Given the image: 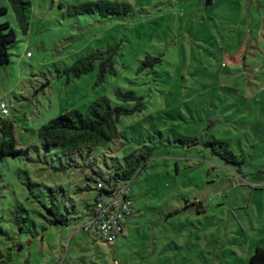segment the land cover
Returning <instances> with one entry per match:
<instances>
[{
  "label": "rangeland",
  "instance_id": "rangeland-1",
  "mask_svg": "<svg viewBox=\"0 0 264 264\" xmlns=\"http://www.w3.org/2000/svg\"><path fill=\"white\" fill-rule=\"evenodd\" d=\"M24 1L26 35L0 0L8 10L0 24L17 33L10 64L0 68V104L9 109L0 119H13L20 146L34 147L18 158L0 152V264H250L264 248V67L248 50L245 66L229 59L246 29L245 0ZM98 1L133 12L111 20L68 13ZM115 46V75L100 81L98 65L80 78L65 72ZM148 56L162 62L138 73ZM119 90L135 92L146 108L121 119L118 141L82 157L40 145L42 126L86 113L100 97L132 108L117 101ZM212 141L226 142L236 159L214 155L204 145ZM144 146L155 151L130 184L128 238L101 243L82 229L98 197L86 177L107 179ZM53 206L69 226L56 225Z\"/></svg>",
  "mask_w": 264,
  "mask_h": 264
},
{
  "label": "trees",
  "instance_id": "trees-1",
  "mask_svg": "<svg viewBox=\"0 0 264 264\" xmlns=\"http://www.w3.org/2000/svg\"><path fill=\"white\" fill-rule=\"evenodd\" d=\"M7 1L14 12L21 32L26 35L30 29L27 12L31 4L24 0ZM132 12L133 7L130 4L110 1L89 2L79 6L68 7V13L71 16L89 15L96 16L102 20L128 17ZM7 13V8L3 7L0 2V17L6 16ZM16 42L17 33L11 28L10 24H0V68L10 64V50ZM245 53L246 50L243 45L238 54L229 59L238 66H245ZM118 55V46L110 47L105 51H96L76 61L65 72L80 78L93 72L98 65V74L100 81H102L105 80L106 75L116 74L115 66ZM161 62V57L152 58L148 56L141 63L138 73L146 69H153ZM115 97L121 103H134V106L132 108L119 106L114 104L108 97H100L91 103L86 113L76 110L70 111L42 126L37 132L38 142L43 149L51 150L56 148L67 157H82L89 155L96 148L108 147L121 138L119 132L121 119L142 113L146 108L143 98L137 96L133 91L123 92L119 90L115 93ZM204 145L211 148L214 155L220 156L228 162L231 159H236L226 142L212 141L206 142ZM33 149L34 147L32 146L26 148L20 146L17 138L16 123L13 119H0V152L3 157H22L28 155ZM154 151V147L144 146V152L138 151L129 154L124 158V163H118L112 167L107 179L100 178L95 180L92 177H86L88 185L86 190L92 189L91 184L95 183L96 185L98 182H103L108 189H116L126 185L130 187L132 180L142 165L144 164L145 167V164L153 158ZM105 194H107V190L98 191V197L95 202ZM95 202L92 205H87L85 212L87 219L95 215ZM199 209H203L201 203L197 206V210ZM49 213L56 225H70V216L62 213L57 207L53 206L50 208ZM69 214L72 213L69 212ZM250 264H264L263 247L255 250L254 255L250 259Z\"/></svg>",
  "mask_w": 264,
  "mask_h": 264
},
{
  "label": "built area",
  "instance_id": "built-area-1",
  "mask_svg": "<svg viewBox=\"0 0 264 264\" xmlns=\"http://www.w3.org/2000/svg\"><path fill=\"white\" fill-rule=\"evenodd\" d=\"M0 109L3 116L9 115L6 103H1ZM95 188L107 190V194L95 202V215L87 219L82 229L94 235L99 242L113 245L124 233L125 223L133 214V203L128 193L130 187L108 189L103 182H98Z\"/></svg>",
  "mask_w": 264,
  "mask_h": 264
},
{
  "label": "crops",
  "instance_id": "crops-1",
  "mask_svg": "<svg viewBox=\"0 0 264 264\" xmlns=\"http://www.w3.org/2000/svg\"><path fill=\"white\" fill-rule=\"evenodd\" d=\"M206 1L209 6L214 3V0ZM243 8H246L247 25L246 29L239 31L242 35L241 43L233 56H236L244 45L245 50H248L250 59H253V62H258V68L262 69L264 63L262 64L257 60L263 58L262 61L264 62V0H245ZM259 63L263 66H260ZM84 219L87 220V217ZM130 219L125 223L124 233L121 235L123 239L128 238V231L132 223Z\"/></svg>",
  "mask_w": 264,
  "mask_h": 264
}]
</instances>
